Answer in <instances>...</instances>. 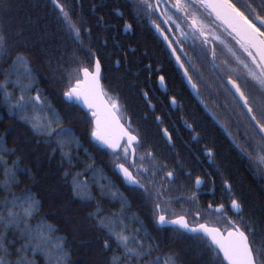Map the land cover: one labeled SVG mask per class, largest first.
<instances>
[{
	"label": "snow or ice",
	"instance_id": "1",
	"mask_svg": "<svg viewBox=\"0 0 264 264\" xmlns=\"http://www.w3.org/2000/svg\"><path fill=\"white\" fill-rule=\"evenodd\" d=\"M51 4L57 11V18L61 21L67 36L74 43L86 48L94 60L92 70L80 64L74 70V75L67 74V84L62 96L70 107L80 105L90 111L94 119L91 139L97 142V147L111 150L114 168L118 170L130 191L139 194L146 203L152 205L151 215L154 222L161 227L173 225L174 231L180 235L195 234L188 237L196 241L198 251L195 254L211 255L212 259L219 261V264H264V217L246 218L241 199L233 198L230 201V207L238 215L239 220H228L229 228L226 230V235L219 228H210L207 224L193 227L185 215L172 213L176 218H168L167 206L170 204L168 194L178 178L177 168L183 166L177 161V168L170 167L151 150L138 154L137 149L144 146L143 140L138 129L132 127L130 119L125 117L128 127L120 123V117L116 116V112L121 109L119 99L109 97L108 101L102 100L105 93L100 85L101 59L89 47L92 29L85 27L83 17L74 19L61 0H51ZM0 6L10 7V4L7 0H0ZM133 6L138 16L142 18L143 15H147L156 30L164 36L173 55L176 56V61L184 70L188 84L198 96V85L193 82L192 76L188 74V69L180 56L176 55V48L173 47V44L182 47L183 42L180 39L170 40L165 29L161 24L156 23L152 16L159 13L163 18V24L168 25L169 29L175 27L182 37L192 40L193 44L199 41L197 54L211 63L216 71V79L226 94V106L231 104L233 110H238V115L242 118L240 122L246 129L244 135L247 146L235 143L231 132L228 133L229 137H232L235 147L245 155H251L249 149L264 152V0H236V2L233 0H139V3ZM117 14L123 15L118 10ZM173 17H176V20H173ZM208 18H211L210 22H206ZM180 20L187 26L188 31H185L178 22ZM218 28L223 29L234 47L228 46L225 39L217 32ZM124 29L131 31L132 25L126 23ZM17 35L22 36V30L17 32ZM86 40L88 44H85ZM217 42L229 53V56L222 59L219 64L216 63L220 58ZM11 47L7 27H0V58H11ZM122 55L127 56V53L124 52ZM184 55L187 56V53ZM188 60L191 63V57H188ZM115 62L119 64L120 60ZM5 63L8 61L5 60ZM48 63L53 73V80L61 78L56 75L61 71V66L54 67L51 60ZM0 75L3 76V81H0L3 102L11 118L26 126L34 137L41 138L36 143L43 142L50 148V159L59 152L60 165L63 167L67 164L62 176L65 179L71 177L70 188L73 197L85 203L94 201L95 197L92 196L86 179L81 180L80 177L88 171L96 177L100 174V169L96 166L94 158L88 154V150L84 149L91 162L81 161L84 164L83 172L72 171L77 166L74 160H79V150L82 147L80 139L74 135L70 126L65 125L60 111L46 96L42 97L41 91L36 87L38 79L31 67V61L25 55L17 53L11 58L8 68L0 71ZM159 80L161 86H164V77L160 76ZM143 95L147 99V93ZM101 103L104 104V111L111 118V122L108 120L102 122ZM148 103L151 105L150 100ZM171 104L177 105L175 97H172ZM156 119L163 123L160 117ZM112 123L115 124L118 132L113 129ZM185 124L194 133L193 139L198 140L199 133L196 132L195 127L187 124V121ZM222 126L227 131V127ZM161 131L166 138V146L174 150L173 134L167 128ZM5 144V136L0 135V162L4 164V179L0 182L2 183L0 190L6 193L4 199L0 200V264H33L25 256L28 252L33 255L37 252L44 253L48 264H72L71 254L63 242H58L54 248L52 247L51 225L34 227L30 223L39 213L41 202L31 189L25 188L20 195H16L14 190L20 186L21 176L31 178L33 174L27 167H20V157L12 161L11 165L8 164L6 156L16 155L17 149L7 148ZM206 155L212 159L214 152L208 149ZM260 159L264 162V156ZM259 178L264 180V169H261ZM195 183L200 185L202 181L197 178ZM224 183L231 194L232 185L226 180ZM99 186L101 196L108 195L118 199L121 204L119 214L104 215L99 204L97 211L88 214L96 221L97 228L107 234V238L101 243L102 251L111 253L107 256L106 264H159V256L152 258L153 253L159 251V243L144 228L143 221L134 217L135 222L140 224L139 228L129 227L125 223L127 216L124 209L130 206L128 198L123 193L113 191L115 186L111 182ZM197 198L195 192L188 197L192 203H195ZM208 207L221 216L225 215L224 204L215 208L209 204ZM199 215L200 212L197 211L196 216ZM10 234L16 238L10 240ZM18 242L19 247L16 246ZM13 255L17 257L15 261L10 259ZM165 264H183V262L179 253L174 252L165 260Z\"/></svg>",
	"mask_w": 264,
	"mask_h": 264
},
{
	"label": "trees",
	"instance_id": "2",
	"mask_svg": "<svg viewBox=\"0 0 264 264\" xmlns=\"http://www.w3.org/2000/svg\"><path fill=\"white\" fill-rule=\"evenodd\" d=\"M7 3L10 7L0 6V27H7L9 43L12 46L11 58L17 53L28 57L38 79L36 87L41 91L42 97L46 96L60 111L65 125L70 126L74 135L80 139L82 147L79 150V160H74L77 166L72 171H84L81 161L90 163L88 154L94 158L96 166L100 169V174L96 177H93L91 171L80 177L81 180L86 179L95 200L85 203L74 198L70 188L71 177L65 179L62 176L67 164L63 167L60 165L59 152L54 158H49L50 148L43 142L36 143L41 138L34 137L26 126L11 118L0 90V135L6 138L5 147L17 149L16 155H7L6 159L11 165L12 161L20 157V167H27L33 174L31 178L21 176L20 186L14 192L20 195L25 188L31 189L41 202L39 213L30 223L34 227L51 225L52 247L58 242H63L71 254L72 264H106L107 256L111 253L103 252L101 243L107 238V234L97 228L96 221L88 214L97 211V204L104 215L120 213L119 200L108 195L101 196L100 193L99 185L111 182L115 186L113 191L123 193L128 198L130 206L124 209L127 216L125 223L129 227L139 228L140 224L134 219L138 217L151 237L159 243V251L154 252L152 257L159 256V264H165V260L174 252L179 253L183 264H219L211 255L195 254L198 251L196 241L188 238L194 235H180L174 229L162 228L154 222L151 215L152 205L124 185L112 163L111 152L97 147V143L92 142L90 133L93 119L90 114L78 105L70 107L62 96L67 84V74L74 75V70L80 64L92 70L94 60L86 48L74 43L64 32L51 0H7ZM61 3L65 4L74 19L83 17L85 27L92 29L89 47L101 59L102 85L106 99H119V116L125 115L136 123L149 124L150 127L146 129L150 134L149 138L157 140L158 129L153 124L154 119L156 121V117H153L156 112L151 111L150 104L144 99L143 93L146 91L156 111L171 112L173 122L181 128V123L185 121L195 127L200 138L215 149L220 167L223 170L229 168L233 172L231 178L244 180L247 187L244 194L251 215L255 218L264 217V196L261 189L251 181L234 146L186 86L182 73L177 69L167 47L157 38L143 17L137 15L133 5L138 4L139 0H61ZM117 10L123 15H118ZM173 20H176V17H173ZM126 23L132 25V33L125 34ZM183 26L184 30L188 31L187 26ZM21 30L22 36H18L17 32ZM85 44H88L87 40ZM198 46L197 40L193 45H184V48L188 57H191V63L187 66L189 75L198 85L202 101L231 134L237 130L245 132L238 110H233L231 104L226 106V96L222 95L219 83L213 78L210 63L195 51L199 50ZM124 52L127 56L122 55ZM11 58H0V71L8 68ZM5 60L8 63H5ZM49 60L54 67L61 66V71L56 74L61 78L53 80ZM116 60H120V63L117 64ZM160 76L164 77L167 86L165 95L159 88ZM0 81H3L2 75ZM172 97H175L178 103L176 111H172L169 105ZM146 115L147 118L144 119ZM183 132L187 140L191 141L192 136ZM84 149L88 150V154ZM185 154H188V151ZM3 168L4 164L0 162V182L4 179ZM5 195L6 193L0 190V200H3ZM175 197L168 195V208L174 206ZM15 238L14 235H9L10 240ZM16 246H20L19 242ZM25 256L33 264H48L44 253L37 252L33 255L28 252ZM10 259L15 261L17 257L13 255Z\"/></svg>",
	"mask_w": 264,
	"mask_h": 264
},
{
	"label": "flooded vegetation",
	"instance_id": "3",
	"mask_svg": "<svg viewBox=\"0 0 264 264\" xmlns=\"http://www.w3.org/2000/svg\"><path fill=\"white\" fill-rule=\"evenodd\" d=\"M78 4L80 5V3ZM152 19L156 20V23L161 24V27L165 29V32L168 35L169 39L173 40L168 30L166 29L165 24H163L162 22L163 19L159 16V13L154 14L152 16ZM143 20L147 22L149 28L153 31V33L157 36V38L165 45L164 41L151 28L150 26L151 21L148 19L147 15H143ZM178 22L181 23V26L185 29L182 20ZM171 29L172 32L175 33L174 35L175 39H180L183 42L182 47L181 45L178 44H173V46L176 48L177 53L179 54L181 60L184 62V65L187 68V66L189 65V60H188V55L187 56L184 55V53H186L184 45L188 43H190V45H193V42L190 39L188 40L181 39L179 37L180 35L179 30L177 31L175 27ZM132 31H133V27L131 31L125 30V34L128 32L132 33ZM228 46L233 47L230 44H228ZM195 51L198 52V50ZM217 52L220 57L216 61L217 64H219L222 59L229 56L227 49L223 45H220L219 43H217ZM210 66L212 67L211 63ZM233 66L235 65L233 64ZM211 70L214 80L217 81L216 79L217 73H215L216 71L214 69ZM101 81H102V76H101ZM158 84H159V88L161 89L160 90L161 93L165 95L167 92V86L165 84V81H164V86H161L160 80H158ZM221 92L222 95L226 96L223 90H221ZM144 99L148 102L149 101L148 95H147V99L145 97ZM152 105L153 104L150 105L151 111L156 112V116L153 115V117L156 118L160 117L161 120L163 121V123H161L157 119L156 121L154 119L153 124L155 128L158 129L157 140L156 139L154 140L152 137L149 138L150 134L146 130L147 127H150L149 124H144L140 122L136 123L132 121L130 118L128 119L131 120L132 127L138 129L141 138L143 140L144 146L143 148L137 149L138 154H141L145 150H151L157 155L159 159L168 163L170 167L177 168V161H179V164L183 166L182 168H177L178 178L176 179L175 185L172 186V190L170 191V193L172 194H168V195L176 196L174 198V204H173L174 206L169 208V212L167 213L168 218L175 219L176 215H185L189 224L193 227L197 226L198 224H207L208 227L219 228L223 233L226 234V230L229 228L228 220L229 219L234 221L239 220L238 215L230 207V201L233 198L241 199L242 203L244 204V213H243L244 216L246 218H253V216L249 211L248 208L249 206L247 205L248 203L246 201L244 194L247 188L246 184L244 183V180L241 179L236 180V178L234 177L231 178L233 172H231L229 168L223 170L220 167L221 165L219 164V161L217 159V155H216L217 153L215 149L212 148L211 146H208L203 141V139L200 138V135L198 140H194L193 139L194 133L186 126L185 123H181L183 128L182 129L181 127L178 126V124L173 122V117L170 116L171 112L168 111L164 112L159 109L158 110L160 112L156 111L155 105L154 107ZM169 105L172 111H176L178 109V103L177 105L171 104V99L169 100ZM117 115L119 116L118 113ZM122 116L123 115L119 116L122 124H124L125 127H128V123L125 119L126 116L125 115L123 117ZM146 118L147 115L144 116V119ZM163 128H167L169 132L173 134V140L175 142L174 150L170 146H166L165 144L166 138L163 136V133L161 131ZM220 129L224 134V136L234 146L238 157L244 162L243 164L246 166L251 181L261 189L262 194L264 196V180H261L259 178V173L261 169H264V162H262L260 159L261 156H264V152H260L258 149L256 151L249 149V152L251 153L250 156L241 153L239 149L235 147V143H239L241 146H245V147L247 146L244 135L245 132L243 130H237V129H236L237 132L233 131L232 137L235 138V143H234L232 137L230 138L221 127ZM183 131H185L190 136H192L191 141L187 140L188 138L185 136L186 134H184ZM227 132L229 133L228 129ZM208 149H211L214 152V156L212 159H209V157L206 155ZM186 151H188V154H185ZM197 178H200L202 181L200 185H197L195 183ZM120 179L122 180L121 177ZM225 180L232 185L231 194L229 193V190L225 186L224 183ZM122 182L124 183L123 180ZM124 185L126 187H129L125 183ZM193 192H195L198 197L195 203L190 202L188 199V197L191 196ZM209 204H212L213 208L217 207L220 204H224L225 215L221 216L219 213H215L213 209H210L208 207ZM197 211L200 212L199 216H196ZM172 213H175L176 215H172ZM170 229H174V228H170Z\"/></svg>",
	"mask_w": 264,
	"mask_h": 264
},
{
	"label": "water",
	"instance_id": "4",
	"mask_svg": "<svg viewBox=\"0 0 264 264\" xmlns=\"http://www.w3.org/2000/svg\"><path fill=\"white\" fill-rule=\"evenodd\" d=\"M162 18V17H161ZM163 19V18H162ZM150 26H151V28L157 33V35L164 41V43H165V45L167 46V48H168V50L170 51V53H171V56H172V58L174 59V61H175V63H176V66H177V68L181 71V73H182V76H183V78H184V80H185V83H186V85L188 86V88H189V90L191 91V93L193 94V96L196 98V100L203 106V108L206 110V112L211 116V118L226 132V134L228 135V132L225 130V128L222 126V124L215 118V116L213 115V113L208 109V107H205V104H204V102L202 101V99H201V97H200V94H199V96L196 94V92L191 88V86L188 84V82H187V78L185 77V75H184V70L180 67V64L176 61V56L175 55H173V53H172V49L171 48H169V46H168V42L164 39V36L163 35H161V33L160 32H158L157 30H156V28H155V26L150 22ZM166 26V29L168 30V32H169V34H170V36L172 37V39L173 40H176L175 39V37H174V35H173V32H172V29H169L168 28V25H165ZM174 47V46H173ZM176 55H179L178 53H177V51H176ZM181 58V57H180ZM182 61V60H181ZM188 74H189V72H188ZM82 75V74H81ZM101 76H102V69H101V73H100V85H101V90L103 91V86H102V81H101ZM102 100L103 101H107V99H106V97H105V95L102 97ZM84 112H87V113H89L90 114V111L87 109V108H85V107H83V106H80V105H78ZM100 115H101V120H102V122L103 121H105V120H108L109 122H111V118L108 116V114L104 111V104L103 103H101V106H100ZM116 116H118L117 115V113H116ZM90 117H91V114H90ZM119 117V116H118ZM92 118V117H91ZM93 119V118H92ZM120 123L122 124V122H121V120H120ZM93 126H94V119H93ZM112 127H113V129L116 131V132H118V129L115 127V124L114 123H112ZM229 136V135H228ZM231 138V137H230ZM92 140V142H94V143H97L95 140H93V139H91ZM101 149H103V150H108V151H110L111 152V150H109V149H106V148H101ZM116 172H117V174L122 178V176L119 174V172H118V170H116ZM122 180H123V178H122ZM125 183V182H124ZM126 184V183H125ZM127 185V184H126ZM128 186V185H127ZM161 227V226H160ZM175 228V226H173V225H167V226H165V227H162V228ZM211 228V227H210ZM222 232V231H221ZM186 234H188V235H195V234H193V233H186ZM226 235V234H225Z\"/></svg>",
	"mask_w": 264,
	"mask_h": 264
},
{
	"label": "rangeland",
	"instance_id": "5",
	"mask_svg": "<svg viewBox=\"0 0 264 264\" xmlns=\"http://www.w3.org/2000/svg\"><path fill=\"white\" fill-rule=\"evenodd\" d=\"M210 21H211V18H208V20L206 22H210ZM217 32L219 34H221L222 38L225 39V41H226L227 44H230L231 46L234 47L233 42L230 40V38L227 37L226 33L223 32V29L222 28H218L217 29ZM179 33H180V31H179ZM179 37L181 39H185L184 37L181 36V34L179 35ZM185 40H188V39H185Z\"/></svg>",
	"mask_w": 264,
	"mask_h": 264
},
{
	"label": "bare ground",
	"instance_id": "6",
	"mask_svg": "<svg viewBox=\"0 0 264 264\" xmlns=\"http://www.w3.org/2000/svg\"><path fill=\"white\" fill-rule=\"evenodd\" d=\"M216 118V117H215ZM217 119V118H216Z\"/></svg>",
	"mask_w": 264,
	"mask_h": 264
}]
</instances>
